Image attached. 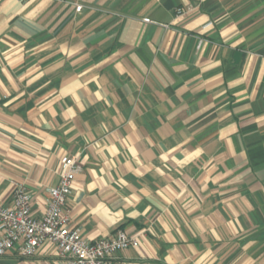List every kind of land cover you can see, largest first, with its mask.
Returning <instances> with one entry per match:
<instances>
[{
    "label": "crops",
    "instance_id": "0c3cea01",
    "mask_svg": "<svg viewBox=\"0 0 264 264\" xmlns=\"http://www.w3.org/2000/svg\"><path fill=\"white\" fill-rule=\"evenodd\" d=\"M65 155L70 228L138 234L123 264H264V0H0V202L44 214Z\"/></svg>",
    "mask_w": 264,
    "mask_h": 264
},
{
    "label": "built area",
    "instance_id": "2783aa9c",
    "mask_svg": "<svg viewBox=\"0 0 264 264\" xmlns=\"http://www.w3.org/2000/svg\"><path fill=\"white\" fill-rule=\"evenodd\" d=\"M81 7L77 5L78 10ZM178 12H182V8ZM145 20L151 21L150 18ZM61 162L60 181L49 190L44 214L34 212V196L23 184L15 190L10 205L0 202V256L14 248L23 256H32L48 242L57 250L58 264H123L117 253L137 246L138 234L118 229L110 236L91 241L79 228H70L67 202L75 175L82 166L74 155L63 156Z\"/></svg>",
    "mask_w": 264,
    "mask_h": 264
}]
</instances>
